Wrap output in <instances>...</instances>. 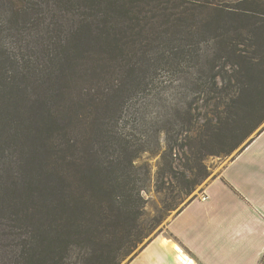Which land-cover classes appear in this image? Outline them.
I'll use <instances>...</instances> for the list:
<instances>
[{
  "label": "trees",
  "instance_id": "obj_1",
  "mask_svg": "<svg viewBox=\"0 0 264 264\" xmlns=\"http://www.w3.org/2000/svg\"><path fill=\"white\" fill-rule=\"evenodd\" d=\"M214 13L0 0V264H129L196 198L181 204L209 178L207 157L264 131V11ZM165 76L192 95L162 96ZM150 185L163 206L145 221Z\"/></svg>",
  "mask_w": 264,
  "mask_h": 264
},
{
  "label": "crops",
  "instance_id": "obj_2",
  "mask_svg": "<svg viewBox=\"0 0 264 264\" xmlns=\"http://www.w3.org/2000/svg\"><path fill=\"white\" fill-rule=\"evenodd\" d=\"M205 196V200H201ZM129 264H264V131Z\"/></svg>",
  "mask_w": 264,
  "mask_h": 264
},
{
  "label": "rangeland",
  "instance_id": "obj_3",
  "mask_svg": "<svg viewBox=\"0 0 264 264\" xmlns=\"http://www.w3.org/2000/svg\"><path fill=\"white\" fill-rule=\"evenodd\" d=\"M187 7H191L195 15L201 18H207L209 16H213L216 10H233V9H243V10H250V11H264V8L259 5L264 0H182ZM200 40H205L206 36L203 35V33L200 34L198 37ZM192 63H196V59L191 60ZM166 81H170L167 85H162L160 88L161 95L168 98L169 100L175 101L177 100H184L188 99L193 92H190V85L188 82L178 79V77L169 78L168 76H165L164 78ZM175 84L180 85V87H177V91H175ZM182 86V88H181ZM159 90V89H158ZM168 109H163V112H167ZM155 111H157L155 109ZM170 112V111H169ZM264 126V124L262 125ZM168 127V124H164L163 122L159 123H153L149 126V129L151 131L150 136V142L153 145V135L155 132H158L159 130H162L163 128ZM253 134L250 139L254 136ZM249 140V139H248ZM247 140V141H248ZM150 144V145H151ZM236 151L229 157H207L204 161V164L208 167L210 171L209 178L202 183L188 198L183 200L181 204H185L188 200H190L193 196L199 198L201 193L203 192L205 186L209 183L210 180H212V177H216L220 174L222 168L226 165V163L230 160L233 156H235ZM237 156V155H236ZM149 166H150V173L151 177L153 179L155 172H156V164L158 161V156L150 157ZM146 199V205L144 208V220H150L153 219L157 214L159 215V211L162 208L163 203V195H160L155 192L153 185H150L148 188V192L144 195ZM181 205H179L180 207ZM178 207V208H179ZM176 209L175 211H172L169 215L165 216L163 218L162 223L155 229L153 233L149 235L147 239L143 241V244L146 243L150 238H153L155 236H168L167 233V224L170 222V220L176 216V212L179 209ZM157 236V237H158ZM140 248V246L136 249V251ZM132 256V255H131ZM130 258V257H129ZM127 258L125 262L129 259ZM123 262L122 264H125Z\"/></svg>",
  "mask_w": 264,
  "mask_h": 264
},
{
  "label": "bare ground",
  "instance_id": "obj_4",
  "mask_svg": "<svg viewBox=\"0 0 264 264\" xmlns=\"http://www.w3.org/2000/svg\"><path fill=\"white\" fill-rule=\"evenodd\" d=\"M182 261L184 264H192L191 261L187 259L186 257H182Z\"/></svg>",
  "mask_w": 264,
  "mask_h": 264
},
{
  "label": "built area",
  "instance_id": "obj_5",
  "mask_svg": "<svg viewBox=\"0 0 264 264\" xmlns=\"http://www.w3.org/2000/svg\"><path fill=\"white\" fill-rule=\"evenodd\" d=\"M206 199V197L205 196H201V200H205Z\"/></svg>",
  "mask_w": 264,
  "mask_h": 264
}]
</instances>
